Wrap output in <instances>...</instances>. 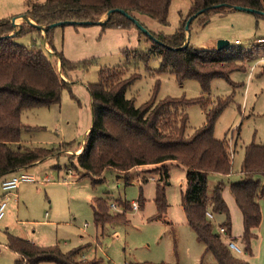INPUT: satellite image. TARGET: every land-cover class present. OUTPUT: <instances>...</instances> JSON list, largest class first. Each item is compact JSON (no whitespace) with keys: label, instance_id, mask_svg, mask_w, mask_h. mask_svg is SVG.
I'll return each mask as SVG.
<instances>
[{"label":"rangeland","instance_id":"rangeland-1","mask_svg":"<svg viewBox=\"0 0 264 264\" xmlns=\"http://www.w3.org/2000/svg\"><path fill=\"white\" fill-rule=\"evenodd\" d=\"M26 3L27 0H0V19L23 15ZM189 6L190 0H172L166 25L146 15H136L148 31L172 33L187 15ZM199 18H192L185 35L193 47L212 50L217 47L219 39H224L229 41V50L249 48L254 52V58L243 64L244 69L230 72L228 79H211L207 93L194 78L179 82L169 71L157 72L158 56H150L147 62L142 58L127 57L124 50L145 52L150 48L152 41L141 30L102 29L101 25L93 23L64 24L53 28L52 42L56 52L72 62L91 60V64L85 69L68 71L66 80L72 83L70 89L62 90L58 103L26 109L21 114L23 124L31 127L21 133L24 145L67 146L57 157L25 169L34 177L32 182L19 184L13 194L6 197L0 189V202H6L0 219V264H14L17 257L6 246L8 235L42 246L57 245L62 251L82 247L81 258H100L103 264L215 263L212 253L205 252L203 242L196 239L195 232L186 222L181 206L185 168L180 163H165L168 171L165 183L167 210L164 217L153 219L158 174L148 171L149 167L131 169L130 177L135 180L126 185L123 177H118L111 168L104 170L100 180L94 182L84 170L74 166L73 159L69 162L70 154L81 152L79 147L91 126V98L87 86L98 81L102 67H126L127 75L138 74L125 93L127 98L135 100V105L147 101L154 93L157 100L200 96L211 101L229 98V103L215 121L213 136L228 141L231 171L228 175L209 173L207 193L211 194L219 182L223 183L222 195L229 209L231 227L229 233L220 234L221 238L224 241L228 236L235 238L242 251H232L235 257L251 264H264V203L259 202L261 222L254 230L256 237L251 240L250 251L246 252L240 238L243 232L241 212L229 190V183L240 179L245 147L250 143L264 144V17L247 10L229 9L210 12L205 24H201ZM15 20V26L23 21L21 18ZM15 40L27 47L38 46L48 54L44 38L36 32ZM186 112V134H191L204 123L205 114L197 103L190 104ZM142 176H147L148 180L142 182ZM140 188L143 204L138 209L126 211V222L95 225L93 199L106 200L108 212L112 215L121 212L122 208L116 205L113 209L111 203L121 199L131 204L138 200ZM221 219L224 220L223 214L213 215L215 228Z\"/></svg>","mask_w":264,"mask_h":264},{"label":"trees","instance_id":"trees-1","mask_svg":"<svg viewBox=\"0 0 264 264\" xmlns=\"http://www.w3.org/2000/svg\"><path fill=\"white\" fill-rule=\"evenodd\" d=\"M171 1L27 0L23 14L41 26L75 20L85 22L81 24H99L102 29H138L127 16L117 11L112 12L104 22L99 21L108 11L122 9L137 20L136 14L139 13L166 25ZM218 4L220 6H213ZM232 5L264 12V0H190L188 13L174 32L149 31L152 35H147L152 41L150 48L145 52H124L129 58H142L146 62L150 56H158L157 72L169 71L179 82L194 78L199 81L202 91L207 93L211 79H228L230 72L244 69L243 64L254 58V52L249 48L232 51L229 45L221 49H198L189 42L182 47L186 37L185 22L195 14L194 17L201 16L199 21L205 24L210 12H226L233 9ZM253 13L264 17V14ZM18 16L0 19V182L17 170L57 157L64 151L67 144L59 147L24 145L21 133L31 127L23 124L21 114L26 109L58 103L62 90L70 89L72 83L66 80L68 71L85 69L91 64V60L72 62L56 52L52 42L54 27L42 31L25 21L13 27L10 20ZM34 32L44 38L48 54L38 46L27 47L15 40ZM53 58L58 62H53ZM126 73V67H102L98 81L88 84L92 123L79 147L82 148L81 152L70 154L69 162L73 159L74 166L84 170L85 175H90L94 182L100 180L104 170L111 168L118 173V177H123L126 185L131 182V169L149 167L148 171L158 174L153 197V219L164 217L167 210L165 183L168 171L165 163H180L185 168L181 206L186 222L195 232L196 239L203 242L205 252L212 253L215 259L213 264H251L232 254L226 241L206 216V211L213 215L223 214L224 220L217 226H225L227 233L230 232L231 218L222 195L223 183L219 182L211 194L207 193L209 173L228 175L231 171L228 141L213 136L215 121L229 103V98L211 101L200 96L195 99L166 97L157 100L154 93L147 101L135 105V100L127 98L125 93L138 74ZM192 103L201 105L205 121L191 134H186V108ZM240 173V179L229 183V190L241 212L243 232L240 238L244 250L249 252L251 240L256 237L254 230L261 222L259 202L264 203V144L250 143L245 147ZM141 180L145 182L148 177L142 176ZM141 190L139 207L143 204ZM115 204L122 211L111 215L106 200L93 199L96 226L106 222L127 221L126 211L131 210V204L121 199ZM6 246L17 254L14 264H103L100 258H81L82 247L62 251L57 245L42 246L14 235H8Z\"/></svg>","mask_w":264,"mask_h":264},{"label":"built area","instance_id":"built-area-1","mask_svg":"<svg viewBox=\"0 0 264 264\" xmlns=\"http://www.w3.org/2000/svg\"><path fill=\"white\" fill-rule=\"evenodd\" d=\"M234 42L238 43L237 40H235ZM33 180H34V177L31 174H28L25 169L24 170L20 169V170H17L15 172L11 173L6 178H4L0 182V189L3 192V195L6 197L7 195L13 194V191L19 186V184H21L23 182H32ZM5 204H6V202L4 200H2L0 202V219L3 215V208H4ZM110 207L115 209L116 204L111 203ZM131 208L132 209H138L139 208L138 200L131 202ZM206 216L209 220L212 221L213 214L210 211H206ZM217 231L219 234H226L227 233L225 226H217ZM226 243H227V246L229 247L230 250L235 251L237 253L242 252L241 248L237 245L235 239L232 238L231 236H228L226 238Z\"/></svg>","mask_w":264,"mask_h":264},{"label":"water","instance_id":"water-1","mask_svg":"<svg viewBox=\"0 0 264 264\" xmlns=\"http://www.w3.org/2000/svg\"><path fill=\"white\" fill-rule=\"evenodd\" d=\"M222 5H226L225 3H223ZM213 6H220V4L218 5H213ZM233 9H239V10H247V11H251V12H257V13H261V14H264L263 11L261 10H257V9H253V8H250V7H245V6H241V5H232L231 6ZM114 11H117V12H120L122 14H124L125 16H127L132 22H134V24L137 26V28L139 30H141L142 32H144L145 34H147L149 37H152L151 33L134 17L130 16L128 13H126L124 10L122 9H113V10H110L106 13V16H105V19L106 20L108 18V16L114 12ZM195 16V14L189 16L185 22V31H187L188 27H189V23L190 21L192 20V18ZM19 17L22 18L23 21L25 22H28V23H31V24H34L37 28L41 29L42 31H45L46 29H48L49 27H55L57 25H61V24H81V23H85L84 21H75V20H66V21H58V22H54V23H51L49 24L48 26H41V25H37L35 24L30 18H28L25 14L23 15H20ZM16 17L12 18L10 20L11 24L13 27H16L14 23ZM104 20H100L99 22H104ZM188 43V39L185 37V42L184 44L182 45V47H185ZM229 45V41L228 40H224V39H219L218 42H217V49H221L225 46H228Z\"/></svg>","mask_w":264,"mask_h":264},{"label":"crops","instance_id":"crops-1","mask_svg":"<svg viewBox=\"0 0 264 264\" xmlns=\"http://www.w3.org/2000/svg\"><path fill=\"white\" fill-rule=\"evenodd\" d=\"M20 18H21V17H19V16L16 17V19H20ZM21 19H22V18H21ZM15 21H16V20H15ZM133 180H135V179H132V178H131V182H132ZM131 182H130V183H131ZM0 195H1V194H0ZM2 195H3V193H2ZM221 220H222V219H221ZM222 221H223V220H222ZM222 221H219L218 224L221 223ZM232 238H233V237H232ZM234 239H235V238H234ZM27 240H28V239H27ZM29 241L32 242L31 240H29ZM32 243L36 244L35 242H32Z\"/></svg>","mask_w":264,"mask_h":264},{"label":"bare ground","instance_id":"bare-ground-1","mask_svg":"<svg viewBox=\"0 0 264 264\" xmlns=\"http://www.w3.org/2000/svg\"><path fill=\"white\" fill-rule=\"evenodd\" d=\"M18 20V19H17Z\"/></svg>","mask_w":264,"mask_h":264}]
</instances>
